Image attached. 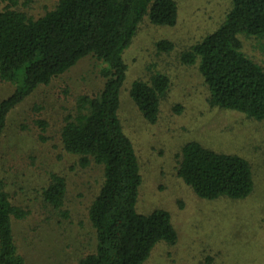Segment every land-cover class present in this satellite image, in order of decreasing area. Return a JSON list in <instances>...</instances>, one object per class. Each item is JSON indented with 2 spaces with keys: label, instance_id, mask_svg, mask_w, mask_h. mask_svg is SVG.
Masks as SVG:
<instances>
[{
  "label": "rangeland",
  "instance_id": "374dc122",
  "mask_svg": "<svg viewBox=\"0 0 264 264\" xmlns=\"http://www.w3.org/2000/svg\"><path fill=\"white\" fill-rule=\"evenodd\" d=\"M19 1L20 9L38 18L59 0H33L26 7ZM176 4L174 27L142 21L123 54L127 72L118 117L140 166L136 210L144 215L168 212L177 233L175 245L158 244L144 264H264V121L210 107L198 64L180 62L184 51L219 28L231 2L176 0ZM3 7L0 2V10ZM240 39L245 55L264 69V37ZM161 41L172 43V51L159 52ZM102 67L93 57L80 60L8 116L1 170L12 203L30 211L25 220L13 221L15 244L26 264H77L95 251L88 208L99 192L103 170L93 163L81 168L78 158L63 150L58 133L79 96L102 90ZM156 74L169 78L170 89L161 100L159 119L150 124L136 108L130 90L134 82H147ZM13 90L14 85L0 81V99ZM38 121L48 124L45 131ZM190 142L247 160L254 180L252 194L244 200L198 198L176 171L177 156ZM50 174L66 181L63 210L68 219L58 218L41 203Z\"/></svg>",
  "mask_w": 264,
  "mask_h": 264
},
{
  "label": "trees",
  "instance_id": "16d2710c",
  "mask_svg": "<svg viewBox=\"0 0 264 264\" xmlns=\"http://www.w3.org/2000/svg\"><path fill=\"white\" fill-rule=\"evenodd\" d=\"M32 1L23 0L22 4L26 7ZM0 2L4 5L0 10V81L14 85L13 92L0 99V264H26L15 244L13 221L25 220L30 213L12 203L2 175L8 116L37 89L49 86L86 57L103 64L102 90L93 96H79L58 133L63 150L77 157L81 168L93 163L103 170L99 192L88 208L95 251L77 264H144L158 244L175 245L177 233L168 212L154 210L144 215L136 210L140 166L132 142L123 133L118 110L127 72L124 52L142 21L174 27L178 20L176 0H59L38 18L20 9L19 0ZM230 2L219 28L184 51L180 62L185 66L198 64L210 107L261 122L264 69L245 55L240 38L264 37V0ZM157 49L169 53L173 45L161 41ZM169 89L170 80L162 74L133 83L130 97L148 123L159 119L160 103ZM38 125L43 131L48 127L44 121ZM176 171L202 200H244L254 189L247 160L215 152L198 142L182 147ZM41 198L47 211L68 219L63 210V177L50 174Z\"/></svg>",
  "mask_w": 264,
  "mask_h": 264
}]
</instances>
